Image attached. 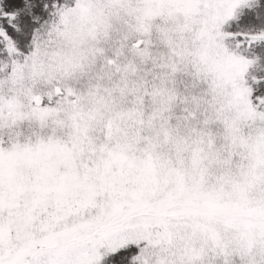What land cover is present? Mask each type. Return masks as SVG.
Segmentation results:
<instances>
[{
	"label": "snow or ice",
	"instance_id": "snow-or-ice-1",
	"mask_svg": "<svg viewBox=\"0 0 264 264\" xmlns=\"http://www.w3.org/2000/svg\"><path fill=\"white\" fill-rule=\"evenodd\" d=\"M0 264H264V0H0Z\"/></svg>",
	"mask_w": 264,
	"mask_h": 264
}]
</instances>
